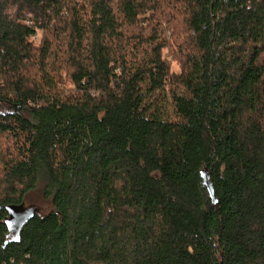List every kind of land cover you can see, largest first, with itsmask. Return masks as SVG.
<instances>
[{"label": "trees", "instance_id": "16d2710c", "mask_svg": "<svg viewBox=\"0 0 264 264\" xmlns=\"http://www.w3.org/2000/svg\"><path fill=\"white\" fill-rule=\"evenodd\" d=\"M32 194L0 264H264V0H0V206Z\"/></svg>", "mask_w": 264, "mask_h": 264}, {"label": "water", "instance_id": "95a60500", "mask_svg": "<svg viewBox=\"0 0 264 264\" xmlns=\"http://www.w3.org/2000/svg\"><path fill=\"white\" fill-rule=\"evenodd\" d=\"M210 194L214 197V192L212 185L205 180ZM5 208L8 212V215L5 217V222L9 227L10 233H19V228L23 225V223L30 219L35 211V207H25L24 204H20L18 206L15 205H6L0 206V209Z\"/></svg>", "mask_w": 264, "mask_h": 264}, {"label": "rangeland", "instance_id": "374dc122", "mask_svg": "<svg viewBox=\"0 0 264 264\" xmlns=\"http://www.w3.org/2000/svg\"><path fill=\"white\" fill-rule=\"evenodd\" d=\"M42 36V33L40 30H37L35 36H33V39L35 41H39L40 38ZM175 68H177L175 66ZM156 98L158 99V101H161V95H157ZM45 203L44 201L40 198V195L37 194H32L30 195V197L27 199L26 203H25V207H41L43 206Z\"/></svg>", "mask_w": 264, "mask_h": 264}, {"label": "flooded vegetation", "instance_id": "af4514ba", "mask_svg": "<svg viewBox=\"0 0 264 264\" xmlns=\"http://www.w3.org/2000/svg\"><path fill=\"white\" fill-rule=\"evenodd\" d=\"M11 234H13V233H11Z\"/></svg>", "mask_w": 264, "mask_h": 264}, {"label": "built area", "instance_id": "2783aa9c", "mask_svg": "<svg viewBox=\"0 0 264 264\" xmlns=\"http://www.w3.org/2000/svg\"><path fill=\"white\" fill-rule=\"evenodd\" d=\"M35 36V35H34Z\"/></svg>", "mask_w": 264, "mask_h": 264}]
</instances>
